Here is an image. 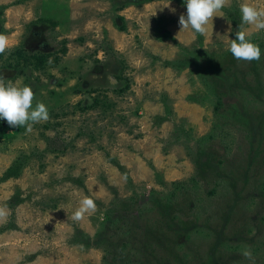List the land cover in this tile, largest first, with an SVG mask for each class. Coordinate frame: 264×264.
I'll use <instances>...</instances> for the list:
<instances>
[{
  "label": "rangeland",
  "instance_id": "1",
  "mask_svg": "<svg viewBox=\"0 0 264 264\" xmlns=\"http://www.w3.org/2000/svg\"><path fill=\"white\" fill-rule=\"evenodd\" d=\"M244 2L264 8L226 0L209 39L182 0H0V74L49 111L0 121V264H264V30L259 60L228 50Z\"/></svg>",
  "mask_w": 264,
  "mask_h": 264
},
{
  "label": "clouds",
  "instance_id": "2",
  "mask_svg": "<svg viewBox=\"0 0 264 264\" xmlns=\"http://www.w3.org/2000/svg\"><path fill=\"white\" fill-rule=\"evenodd\" d=\"M167 0L164 6H168ZM186 12L179 16V23L183 29H189L191 34H211L213 30L212 18L223 16L226 0H182ZM175 11V9H170ZM240 18L243 24L250 25L251 29L236 31L235 39H229L228 50L234 58L241 61L259 60L262 55L260 46L252 40V30H264V8L244 2L239 6ZM231 30V29H229ZM6 50V38L0 35V53ZM51 63V60H49ZM34 92L30 85H21L19 81L12 82L0 74V121H6L10 127L27 126L49 119V111L45 103L36 102L33 105ZM96 203L90 197L80 201V206L73 212V219L80 220L85 213L95 211ZM242 255L255 264V258L249 249H244Z\"/></svg>",
  "mask_w": 264,
  "mask_h": 264
}]
</instances>
